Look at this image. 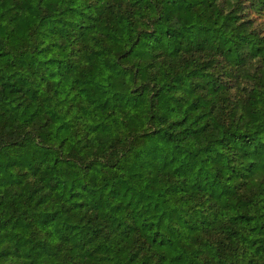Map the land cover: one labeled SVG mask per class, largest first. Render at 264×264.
I'll list each match as a JSON object with an SVG mask.
<instances>
[{
	"label": "clouds",
	"instance_id": "9594fccd",
	"mask_svg": "<svg viewBox=\"0 0 264 264\" xmlns=\"http://www.w3.org/2000/svg\"><path fill=\"white\" fill-rule=\"evenodd\" d=\"M0 264H264V0H0Z\"/></svg>",
	"mask_w": 264,
	"mask_h": 264
}]
</instances>
